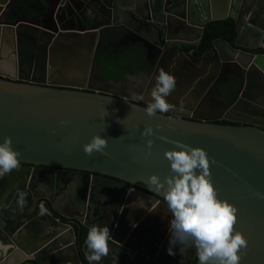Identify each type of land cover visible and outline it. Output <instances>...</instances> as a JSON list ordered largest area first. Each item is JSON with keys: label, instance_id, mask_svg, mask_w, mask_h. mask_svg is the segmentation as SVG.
Masks as SVG:
<instances>
[{"label": "water", "instance_id": "1", "mask_svg": "<svg viewBox=\"0 0 264 264\" xmlns=\"http://www.w3.org/2000/svg\"><path fill=\"white\" fill-rule=\"evenodd\" d=\"M14 1L0 0V142L10 137L21 155L19 168L0 179V264H81L69 224L49 211L29 220L20 218L28 203L26 192L33 193L32 183L41 169L100 176L125 187L112 222L113 247L100 264H193L194 247L177 246L174 255L168 254L169 232L157 241L153 254L134 247L138 228L152 215L167 213L163 220L168 231L171 214L163 194L149 191L145 182L153 173L161 179L170 174L164 153L175 147L172 142L206 151L210 179L219 198L237 209L234 228L247 240L239 252L240 264H264V199L257 195L264 194V54L253 53L264 50V0H203L205 12L197 4L191 11L192 1L147 0L133 25L120 24L158 53L149 60L145 53L147 63L153 62L148 67L151 74L141 83L139 97L132 99L89 85L97 71L102 30L113 27L112 16L103 9L109 13L116 0H92L101 9L88 0H40V18L2 21ZM53 13L56 22H42ZM200 14L203 17L196 20ZM101 17L105 22L99 21ZM225 19L235 25L233 45L216 39L201 57L179 46L163 49L165 41L183 39L170 35L185 27L184 22L198 28L192 44L201 39L206 23ZM250 32L258 35L257 43L241 44L239 40ZM161 69L176 79L167 98L173 108L149 116L137 100L150 103ZM233 73L238 75V99L207 109L215 85ZM221 120L239 125L216 124ZM147 127L153 128V135H141ZM94 135L107 139L105 154L83 151ZM18 193L25 196L23 205L17 203ZM133 202L146 208L133 207ZM36 206L34 201L32 212ZM159 230L158 236L163 232ZM82 253L87 257L86 244Z\"/></svg>", "mask_w": 264, "mask_h": 264}, {"label": "clouds", "instance_id": "2", "mask_svg": "<svg viewBox=\"0 0 264 264\" xmlns=\"http://www.w3.org/2000/svg\"><path fill=\"white\" fill-rule=\"evenodd\" d=\"M155 86L151 91V102L145 108L149 116L164 114L172 110L168 97L176 88L175 76L161 69L156 76ZM102 118H104L102 116ZM62 123H68L64 121ZM153 128L143 129L141 135H153ZM160 139H166L160 137ZM107 139L94 135L83 146V151L105 154ZM167 150L164 155L169 162L170 174L163 179L155 173L148 176L146 186L149 191L163 194L169 221V255H174L177 246L194 247L199 264H240L239 252L247 246L242 233L236 231L237 209L226 200L219 198L210 179V160L206 151L180 142ZM152 141H148L149 147ZM20 152L12 147L10 137L0 142V179L9 175L20 165ZM264 199V194L257 193ZM18 205L25 203L23 193H18ZM133 207L146 208L142 202H133ZM40 214H47V209L40 204ZM111 230L107 226H91L86 236L87 260L90 264H100L109 254Z\"/></svg>", "mask_w": 264, "mask_h": 264}, {"label": "flooded vegetation", "instance_id": "3", "mask_svg": "<svg viewBox=\"0 0 264 264\" xmlns=\"http://www.w3.org/2000/svg\"><path fill=\"white\" fill-rule=\"evenodd\" d=\"M33 1H35L36 11H37L34 19L40 18L42 12L41 11L38 12V10L43 9V6H42L43 3L40 0H33ZM188 1H192V5H190L191 11H193L192 6L194 4H197L199 6L200 11L201 9H203V11L205 12V5L203 3V0H200V2L198 0H185L186 3H188ZM106 2L112 3V0H108ZM145 3L147 4V0H116L114 8H111V4H110L111 11L109 13L105 12V15L112 16L113 27H105L102 30L103 43L101 44L100 49L103 47V48L110 49V51L113 53H116L118 51L122 52L123 49L135 46L141 49L144 55L145 53H147L146 55H147L148 60L154 57L155 54H158L157 51L155 50L151 51L150 48L147 49L146 44L142 40H140L139 38L140 36L133 35L130 32H127L123 28L119 27L121 23H127L128 25H133L134 24L133 17H137V14L144 13ZM12 7L9 13L12 11ZM168 7H166V9H169ZM113 9H115V11H113ZM114 15H115V20L113 18ZM196 17L197 18L195 19L198 20V18L200 19L203 16L200 14ZM21 18H24V17H18L14 21L21 19ZM56 18H57L56 14L53 13L52 15H47L46 18H44L42 22L46 23L47 25H51V21L56 22ZM99 21L101 23L105 22L104 18L102 17L99 18ZM72 23H73L72 21L67 22L66 23L67 27H70ZM184 24L186 25L185 27H182V26L179 27L178 32L172 31L170 35L171 37L172 36L176 37L179 35L183 37V39L181 38V40H176V41H170V40L167 42L165 41V46L163 47L164 50H166L167 48H170L171 46H179L180 48L185 50L187 46H193L199 43L200 40L195 43L190 44V39L195 38L198 28L192 25H187L185 22ZM143 33L144 32H142V34ZM202 34H203V31H202ZM202 34H201V37H202ZM144 35L146 34L144 33ZM148 38L155 40L153 39L154 37L150 33H148ZM185 38H188V39H185ZM257 40H258V35L250 32V33H247L244 37H242L241 40H239V42L243 45L246 44V45L252 46L257 43ZM263 40H262V43H264ZM258 49H261V48H258ZM186 52L193 54L192 51H186ZM253 53L255 52L253 51ZM146 55H145V58H146ZM148 60H146V62ZM151 64H153V62L149 61L144 71L139 76L124 77L119 81V83L123 82L127 78L134 81V83L135 82L138 84L143 83L146 80V78L149 77V73L151 74L150 68L148 69V67H150ZM95 74L96 75L93 76V78H90L89 85L91 88H93V90H103V89H99L96 87L97 85L96 83H104V82L100 79L97 73ZM38 80H41V78H39ZM233 81L234 82L238 81V75L236 73L229 74L227 77L223 78V80L220 83L215 85L211 93L210 100L207 101L209 102L207 109L215 110L219 106H221L222 104L221 102L227 103V102L235 101L236 99H238L240 94L238 96V94L236 93L233 100L225 101L221 98V94L219 93L222 88L221 86L227 85ZM105 83H110V82H105ZM110 84H113V83H110ZM105 91L110 92V94L115 95L117 97L124 95V96L131 98L129 95L122 94L123 92H116V91L111 92L107 89ZM244 94L247 96L249 92L245 91ZM150 102H151V99H150ZM137 103L139 105L142 104V106L144 107H147V105L149 104V103H144L140 100H137ZM206 111L204 112L207 113ZM221 121H224V120H221ZM221 121H217L216 124ZM230 123H233V122H230ZM51 170L44 171L43 169H41L38 172V175L35 177V180L32 183L33 188H34L33 193L32 192L30 193L28 191L26 192L28 196V203L24 206L22 212L20 213V218L23 220H29V219H32L38 216L40 213L39 206L40 204H43L45 208L47 209V211L50 210L51 214H53L56 218L60 217L68 221L69 222L68 224L71 226L72 229H73V225H77L80 231L82 229H85L86 232L88 233L90 229L85 227L83 224H81L80 222L82 221V222L87 223L90 227L93 225L107 226L110 228L111 233H112L114 230V228L112 229V225H113L112 222L114 218L116 220V209H119L120 205H122V201L121 202L119 201L121 198V194L126 191L125 187L118 186V184L115 183L113 180H109V179H106L100 176L85 177L84 175L78 172H74V171H65L63 173L57 174L56 172H53ZM109 194H113V196L110 197ZM34 201L37 202V206H36L35 211L32 212L34 210V207H33ZM65 216L70 217L71 219H67ZM157 216L152 215L151 217L147 218L141 223V226L138 228V231L134 237V244H135L134 247L135 248L139 247L140 249L145 250L146 252H149V254H153V251H154L153 249H155L157 241L162 236H164L165 233L168 232L166 229V223H165L166 221L163 220L164 217L165 218L168 217L167 213L162 214L161 217H157ZM149 228H152V229L154 228L155 232L151 233L148 230ZM157 230H159L160 232L161 231L163 232L158 236ZM74 235H75V241L77 244V238H76L75 231H74ZM165 236H167V234ZM148 238H150L149 242H151V245H149L148 247L141 246L140 243H143ZM168 245L169 244H166L165 249L168 248ZM112 247L113 246H111V240H110L109 252ZM78 251H79V254H81L82 250L80 251L78 249Z\"/></svg>", "mask_w": 264, "mask_h": 264}, {"label": "trees", "instance_id": "4", "mask_svg": "<svg viewBox=\"0 0 264 264\" xmlns=\"http://www.w3.org/2000/svg\"><path fill=\"white\" fill-rule=\"evenodd\" d=\"M36 12L37 11L35 6V1L15 0V3L12 7V11L10 12L9 17L8 16L6 17L5 21L11 23L18 17H24L26 19H34ZM235 37H236L235 25L231 20L225 19L221 21L209 22L206 24L203 30V34L199 43L197 45L187 46L185 50L192 51L195 57H201L202 55H204L205 53L211 50L212 42L214 40L220 39L225 41L229 45H233ZM254 52L259 54L264 53L263 50L261 49H258ZM95 62L97 66L96 73L100 77V79L103 82H110L113 84L119 83V81L124 77L139 76L144 71L147 65L143 51L135 46L123 49L122 52L118 51L116 53L111 52L110 49L102 47L95 56ZM221 87L222 88L219 92L221 94V98L225 101L232 100L235 97V94L238 90V83L233 81ZM217 124L232 125V126L238 125L226 121H221L218 122ZM49 212L51 213L50 210ZM57 219H62V218L57 217ZM61 221L67 224L69 223L65 219H62ZM73 229L76 234L78 249L81 251L83 246L85 245L87 232L85 229H82L80 231L77 225H73ZM148 230L151 233L155 232L154 228L153 229L149 228ZM149 241L150 238L146 239L143 243H140V245L141 246L147 245ZM197 258L198 256L196 255L193 264L196 263ZM80 260H81V264H88L85 255L82 254V251L80 254Z\"/></svg>", "mask_w": 264, "mask_h": 264}, {"label": "rangeland", "instance_id": "5", "mask_svg": "<svg viewBox=\"0 0 264 264\" xmlns=\"http://www.w3.org/2000/svg\"><path fill=\"white\" fill-rule=\"evenodd\" d=\"M10 11V10H9ZM10 13L8 12L7 16L9 17ZM2 18V21H5L6 17ZM96 87L103 90H109L111 92H123L122 94L129 95L130 97L137 98L140 94L141 84L134 83L130 79H126L123 82L113 85L110 83H96Z\"/></svg>", "mask_w": 264, "mask_h": 264}, {"label": "crops", "instance_id": "6", "mask_svg": "<svg viewBox=\"0 0 264 264\" xmlns=\"http://www.w3.org/2000/svg\"><path fill=\"white\" fill-rule=\"evenodd\" d=\"M88 2H91V3H93V5H94V7L96 8V9H101V6L99 5V3H97V2H94V1H92V0H88ZM110 3V2H109ZM110 8V7H109ZM103 9V8H102ZM103 11L104 12H106L107 13V11H105L104 9H103ZM113 11H115V9H113ZM82 14H83V16H84V13L82 12ZM84 18H85V16H84ZM114 20H115V15H114ZM121 25H119V27H120Z\"/></svg>", "mask_w": 264, "mask_h": 264}, {"label": "bare ground", "instance_id": "7", "mask_svg": "<svg viewBox=\"0 0 264 264\" xmlns=\"http://www.w3.org/2000/svg\"><path fill=\"white\" fill-rule=\"evenodd\" d=\"M189 48V47H188ZM211 48V47H210ZM127 56V55H126ZM102 79H103V77H102ZM106 79H107V77H106ZM105 80V79H104Z\"/></svg>", "mask_w": 264, "mask_h": 264}]
</instances>
